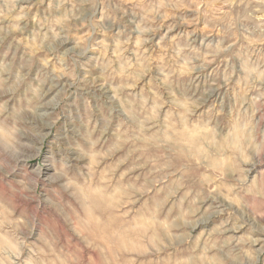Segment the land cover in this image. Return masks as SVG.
I'll return each mask as SVG.
<instances>
[{"label": "rangeland", "instance_id": "obj_1", "mask_svg": "<svg viewBox=\"0 0 264 264\" xmlns=\"http://www.w3.org/2000/svg\"><path fill=\"white\" fill-rule=\"evenodd\" d=\"M0 264H264V0H0Z\"/></svg>", "mask_w": 264, "mask_h": 264}]
</instances>
